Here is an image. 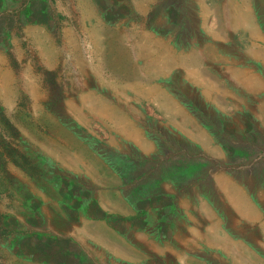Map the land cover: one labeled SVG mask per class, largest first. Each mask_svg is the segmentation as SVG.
Masks as SVG:
<instances>
[{
    "label": "rangeland",
    "instance_id": "1",
    "mask_svg": "<svg viewBox=\"0 0 264 264\" xmlns=\"http://www.w3.org/2000/svg\"><path fill=\"white\" fill-rule=\"evenodd\" d=\"M229 1L0 0V264H264V39L228 17L264 38V0Z\"/></svg>",
    "mask_w": 264,
    "mask_h": 264
},
{
    "label": "crops",
    "instance_id": "2",
    "mask_svg": "<svg viewBox=\"0 0 264 264\" xmlns=\"http://www.w3.org/2000/svg\"><path fill=\"white\" fill-rule=\"evenodd\" d=\"M230 4H233V5H237L234 3L233 0H230L229 1ZM245 3V2H244ZM237 9V8H236ZM244 13V12H243ZM241 14L239 11L237 10H233L231 12H228V17H229V21H231L230 24H232L233 22H236V24L238 25L237 28H242L244 29L245 32L248 33V35L252 38V39H256V40H259V41H262L263 42V36H262V33H261V36L262 38L260 37H255L253 38V35H258L260 34V30L257 28L256 25L253 24L254 20L252 19L253 17V11H252V6L249 5L248 8H247V11L244 13V14ZM233 17V18H232ZM254 45V43H253ZM192 69H186V74L190 76L192 75H195L196 71L195 72H191ZM236 74L239 75V77H241L242 79L238 78L240 80V82H242V86L244 88L247 89V87H250V86H253L254 83H253V80L250 79V80H247L249 78H247V72L246 71H243L242 69H238ZM236 78V77H235ZM253 78V77H252ZM258 80V79H257ZM259 81V80H258ZM259 85L258 83L255 85L257 86ZM262 85V84H261ZM207 94L208 96H210V91L208 92L207 91ZM220 241L223 243V242H228V241H232L233 242V245H240V242L238 241H233L231 239V237L229 235H225V236H220ZM224 245V244H223Z\"/></svg>",
    "mask_w": 264,
    "mask_h": 264
}]
</instances>
